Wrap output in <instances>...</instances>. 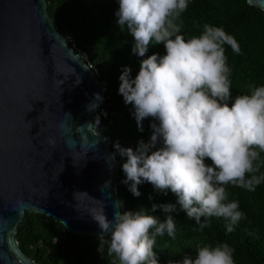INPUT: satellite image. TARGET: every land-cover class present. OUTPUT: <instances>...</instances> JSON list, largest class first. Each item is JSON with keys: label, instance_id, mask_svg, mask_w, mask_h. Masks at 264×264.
<instances>
[{"label": "clouds", "instance_id": "obj_1", "mask_svg": "<svg viewBox=\"0 0 264 264\" xmlns=\"http://www.w3.org/2000/svg\"><path fill=\"white\" fill-rule=\"evenodd\" d=\"M118 2L117 23L121 30L126 26L134 38L133 54L144 57L153 44L163 43L166 49L162 57L153 54L143 59L135 78L130 66L123 67L119 76V94L126 104L133 105L138 130L144 131L146 118L153 120L148 142L139 141L135 150L119 142L114 145L127 158L122 165L126 175L122 183L136 197L141 195L138 185L143 182L152 184L157 192L167 194L170 190L187 216L195 218L199 231L209 226L211 217H222L227 221V233H232L246 217L238 210L239 201L225 203L224 186L231 183L254 192L264 182L261 163L254 166L264 152V86H253L251 95H238L229 106L231 69L224 45L241 54L240 44L223 27L208 23L199 37L186 40L179 34L183 21H176L189 0ZM102 101L103 96L96 93L87 109H97ZM95 123H100L99 116ZM206 158L211 165L205 163ZM114 159L115 153L107 157L110 166ZM246 174L252 175L246 179ZM105 186H110V181ZM81 195L96 201L88 213L101 230L98 252L103 255L107 245V256L115 257L113 264H159L154 245L157 236L165 232L175 238L172 215L161 222L141 208L116 211L109 219L103 199L76 191L77 203ZM157 208L166 213L176 211L174 204L152 205L153 212ZM234 253L227 243L200 245L195 257L185 255L183 261L170 264H235Z\"/></svg>", "mask_w": 264, "mask_h": 264}, {"label": "water", "instance_id": "obj_2", "mask_svg": "<svg viewBox=\"0 0 264 264\" xmlns=\"http://www.w3.org/2000/svg\"><path fill=\"white\" fill-rule=\"evenodd\" d=\"M244 1L264 12V0ZM128 66L132 75L137 66ZM121 72L118 67L99 77L56 30L47 0H0V264H38L17 239L27 213L49 217L72 237L97 239L101 230L88 213L96 201L81 195L77 203L76 191L103 199L109 219L116 211L143 208L161 222L172 215L177 226L178 205L172 213L153 212L152 205L178 197L153 186L146 191L148 182L138 185L141 195L134 196L122 183L124 162L95 129L100 113L117 115L121 123L136 121L133 105L123 96L110 97L119 90ZM96 93L103 101L89 111ZM143 122L150 126L153 120ZM113 153L110 166L107 157Z\"/></svg>", "mask_w": 264, "mask_h": 264}, {"label": "trees", "instance_id": "obj_3", "mask_svg": "<svg viewBox=\"0 0 264 264\" xmlns=\"http://www.w3.org/2000/svg\"><path fill=\"white\" fill-rule=\"evenodd\" d=\"M48 12L56 30L66 40L73 41L85 56L99 77L114 72L118 67L137 66L131 75L135 78L143 59L153 54L166 55L163 43L150 45L144 57L132 52L134 38L125 26L121 30L115 13L119 9L118 0H47ZM183 21L179 34L188 40L199 37L203 25L223 27L227 34L236 38L241 54L224 45L227 64L231 69L229 106L238 95H251L253 86H264V12L250 8L244 0H189L188 8L176 23ZM110 97L122 100L119 90H113ZM100 123H95L97 133L105 139L119 160L126 162L114 145L135 150L139 141L148 142L151 128L143 122L144 131L138 130L136 121H123L117 115H98ZM96 121V120H95ZM159 146V145H158ZM258 152L260 150L255 149ZM205 163L212 164L206 158ZM261 173H264V152H260ZM123 165V164H122ZM121 165V166H122ZM259 175L260 173H256ZM252 174H246V179ZM153 185L149 183L146 191ZM227 202L239 201V209L245 213L232 233H227L224 218L211 217L210 224L202 232L195 218H189L181 210L177 214L176 234L173 239L166 236L156 239L154 251L159 264L183 261L185 255L195 257L200 245L215 246L227 243L235 249V264H264V182L254 192L234 186H224ZM163 193V192H157ZM171 204L181 206L178 198ZM205 218L201 217V222ZM17 239L22 251L38 264H113L115 257L98 252L99 241L90 237L71 236L61 226L54 224L45 215L27 213L18 227Z\"/></svg>", "mask_w": 264, "mask_h": 264}, {"label": "built area", "instance_id": "obj_4", "mask_svg": "<svg viewBox=\"0 0 264 264\" xmlns=\"http://www.w3.org/2000/svg\"><path fill=\"white\" fill-rule=\"evenodd\" d=\"M70 42V44L73 46V48H75L77 51H79L78 50V48H77V46H76V44L75 43H73V41H69ZM80 52V51H79ZM84 58H85V56H83ZM85 60L87 61V59L85 58ZM88 62V61H87ZM89 63V62H88ZM95 71V70H94ZM96 73H97V71H95ZM101 114V113H100Z\"/></svg>", "mask_w": 264, "mask_h": 264}]
</instances>
